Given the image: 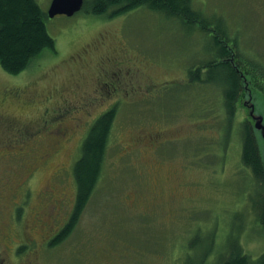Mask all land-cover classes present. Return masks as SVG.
I'll use <instances>...</instances> for the list:
<instances>
[{"label": "rangeland", "instance_id": "374dc122", "mask_svg": "<svg viewBox=\"0 0 264 264\" xmlns=\"http://www.w3.org/2000/svg\"><path fill=\"white\" fill-rule=\"evenodd\" d=\"M38 1L47 10L51 0ZM192 5L211 31L144 8L114 18L79 11L46 20L54 51L16 75L0 67V234H9L0 264H188L203 254L215 264L230 237L253 259L264 251L263 185L241 162L238 131L244 118L257 124L264 161V128L249 113L253 105L264 127V88L243 69L248 94L229 123L221 85L184 83L189 67L215 55L214 33L264 63V0ZM122 45L136 60L100 74L94 52ZM109 107L116 117L93 194L70 235L50 246L39 225L52 237L70 217L73 165Z\"/></svg>", "mask_w": 264, "mask_h": 264}, {"label": "trees", "instance_id": "16d2710c", "mask_svg": "<svg viewBox=\"0 0 264 264\" xmlns=\"http://www.w3.org/2000/svg\"><path fill=\"white\" fill-rule=\"evenodd\" d=\"M141 8L175 18L184 26L196 24L203 32L211 31L210 21L193 7L192 0H84L80 11L114 18ZM48 18L47 10L42 8L38 0H0V67L4 72L16 75L27 69L45 50H55V40L46 28ZM211 39L215 47L208 50L215 55L203 64L189 67L187 75L190 82H211L222 86L225 120L231 123L237 104L248 94L242 88L240 71L245 69L252 73L258 80L256 85L263 89L264 63L252 53H246L244 57L237 54L235 46L227 45L228 40L224 35L214 33ZM115 117V108H110L91 123L82 141L80 156L73 165L76 185L73 211L66 224L49 241L50 246L59 244L70 235L88 204L105 159ZM238 131L242 136L241 162L250 169L260 191V184L264 186L263 160L248 118H244ZM263 207L264 196L256 216L264 228ZM20 212L18 209V216ZM230 240L226 253L215 264H264V251L253 259L243 252L237 237H230ZM206 257L203 254L196 260L190 256L188 264H203Z\"/></svg>", "mask_w": 264, "mask_h": 264}, {"label": "flooded vegetation", "instance_id": "af4514ba", "mask_svg": "<svg viewBox=\"0 0 264 264\" xmlns=\"http://www.w3.org/2000/svg\"><path fill=\"white\" fill-rule=\"evenodd\" d=\"M117 46H114V48H117ZM123 47V48H122ZM120 51V54H112V55H97L98 54V51H95V55L97 56V58L99 59L98 60V63H97V67H96V70L102 74L103 71H106V72H110L111 70L112 71H116L115 68H119V70H122V66H120L122 63H127L129 62L130 60H133L136 58L131 56L128 51L125 49V47L122 45L119 49ZM118 55H119V59L118 60ZM100 56V57H99ZM86 63V62H84ZM83 64V63H82ZM94 66V65H93ZM139 71V68L137 69ZM188 82V78H187V81ZM111 85L112 82H110ZM101 87V86H100ZM114 87V85H113ZM95 89V88H94ZM73 90L70 92L71 94H73ZM1 105V103H0ZM112 108V107H111ZM76 110V109H75ZM57 132L60 134V135H66V133L68 132V129L67 127L65 126V124L61 123L58 125V128H57ZM23 150H24V147L20 148L19 149V153H23ZM263 171H264V163H263ZM22 182L23 180L19 181L15 187L19 188L22 186ZM263 192H264V186H263ZM263 213H264V207H263ZM39 220H41V218L39 217ZM39 228H43L44 232L41 236V239L40 241H45L47 238H51V235L53 233V229L52 227H49L48 229H45L44 228V225L41 224L39 225ZM24 235V239L25 240H30V241H33V240H36L30 233H23ZM5 240L8 242L9 240V234H0V250L4 251L5 252ZM51 240V239H50ZM23 244H27L25 243V241H23Z\"/></svg>", "mask_w": 264, "mask_h": 264}, {"label": "water", "instance_id": "95a60500", "mask_svg": "<svg viewBox=\"0 0 264 264\" xmlns=\"http://www.w3.org/2000/svg\"><path fill=\"white\" fill-rule=\"evenodd\" d=\"M83 2H84V0H51L49 7L47 9V14L50 18H52L56 15H59V14L71 16L74 13L78 12L82 8ZM253 110H254L253 105H251V109H250L249 113L253 117L260 119L259 122H257V123H259L260 128L262 127V129H263L264 128L263 124L261 126L262 116L261 115H254ZM254 128L255 129L258 128L257 124H255ZM261 157L263 160V156H261Z\"/></svg>", "mask_w": 264, "mask_h": 264}, {"label": "bare ground", "instance_id": "6f19581e", "mask_svg": "<svg viewBox=\"0 0 264 264\" xmlns=\"http://www.w3.org/2000/svg\"><path fill=\"white\" fill-rule=\"evenodd\" d=\"M240 73H241L240 75L242 76L243 75L242 71H240Z\"/></svg>", "mask_w": 264, "mask_h": 264}]
</instances>
